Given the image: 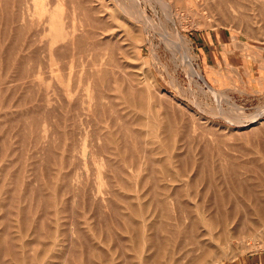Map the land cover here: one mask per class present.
I'll return each instance as SVG.
<instances>
[{
	"label": "rangeland",
	"instance_id": "1",
	"mask_svg": "<svg viewBox=\"0 0 264 264\" xmlns=\"http://www.w3.org/2000/svg\"><path fill=\"white\" fill-rule=\"evenodd\" d=\"M191 262L264 264V0H0V264Z\"/></svg>",
	"mask_w": 264,
	"mask_h": 264
},
{
	"label": "bare ground",
	"instance_id": "2",
	"mask_svg": "<svg viewBox=\"0 0 264 264\" xmlns=\"http://www.w3.org/2000/svg\"><path fill=\"white\" fill-rule=\"evenodd\" d=\"M4 1H6V0H4ZM17 1H18V0H17ZM19 1H20V0H19ZM21 1H22V0H21ZM25 1H26V0H25ZM28 1H29V0H28ZM23 2H24V1H23ZM24 4H25V2H24ZM24 4H22V6H23ZM26 5H27V4H26ZM15 6H16V5H15ZM23 8H25V7H23ZM21 9H22V8H21ZM249 179H250V178H249ZM204 199H205V198H204ZM202 200H203V199H202ZM203 202L205 203V201H203ZM201 203H202V202H201ZM200 205H201V204H200ZM205 205H206V204H205ZM202 206H203V205H202ZM209 206H210V205H209ZM203 207H205V206H203ZM200 209H201V208H200ZM203 209H204V208H203ZM206 209H208V208H206ZM201 210H202V209H201ZM202 211H203V210H202ZM202 211H201V213H202ZM198 212H199V211H198ZM205 212H207V211L205 210ZM231 212H232V211H231ZM228 214H229V213H228ZM192 215H194L193 212H192ZM192 215H191V216H192ZM230 215H232V214L230 213ZM199 216H200V214H199ZM227 216H229V215H227ZM188 217H189V216H188ZM195 217H196V216H195ZM233 217H234V216H233ZM199 218H200V217H199ZM211 218L213 219V217H211ZM234 218H235V217H234ZM212 219H211V220H212ZM231 219H232V218H230V220H231ZM189 220H190V219H189ZM233 220H234V219H233ZM233 220H232V221H233ZM228 221H229V220H228ZM232 221H231V222H232ZM195 222H196L195 220H194V221L192 220L191 225H192V223H193V226L195 225V227H196V223H197V222H196V223H195ZM200 222H201V226H200L198 229H196L197 227L195 228V227L192 226V227H193L192 230H193L194 228H195V230H196V235H193V233L195 232V230H194V232L192 231V232H193V233H192V237L190 236L191 233L189 234V237H190V238L188 237L189 239L192 238V240H193V241L190 242V244H195V245H196V249H198L199 251H200L201 249H204V247L206 246L207 241H208L209 239H210V240H211V239H215V238H214V235L212 234L213 231L210 232V230L207 228L208 225H207V223L203 220V218H201ZM171 223H172V222H171ZM171 223H169L168 225L170 226ZM189 224H190V223H189ZM222 224H223V223H222ZM168 225H166V226H168ZM197 225H198V224H197ZM224 225H225V224H224ZM169 226H168V227H169ZM198 226H199V225H198ZM171 227H173L172 224H171ZM171 227H170V228H171ZM174 227H175V226H174ZM220 227H221V226H220ZM222 227H223V226H222ZM188 228H189V226H188ZM228 228H229V227H228ZM165 229H168V228H165ZM165 229H164V230H165ZM171 229L173 230V228H171ZM190 229H191V228H190ZM221 229H222V228H221ZM225 229H226V228H225ZM174 230H175V229H174ZM222 230H223V229H222ZM167 231H169V229H168ZM176 231H177V230H175L174 232H176ZM180 231H181V230H180ZM182 231H183V230H182ZM172 232H173V231H172ZM172 232H171V234H172ZM177 232H178V231H177ZM184 232H185V231H184ZM186 232H187V230H186ZM169 233H170V231L168 232V234H169ZM188 233H189V232H188ZM186 234H187V233H186ZM223 234H224V232H223ZM173 235H174V234H173ZM173 235H172V237H173ZM215 235H216V234H215ZM168 236H169V235H168ZM185 236H187V235H185ZM161 237H162V236H161ZM181 237H182V236H181ZM173 238H174V237H173ZM185 238H186V237H185ZM161 239H162V238H161ZM161 239H160V240H161ZM164 239L166 240L167 238H164ZM176 239H177V238H176ZM183 239H184V238H183ZM189 239H187V240H189ZM167 240L169 241V240H170V237H168ZM163 241H164V240H163ZM185 241H186V240H185ZM178 242H179V240H178ZM182 242H183V241H182ZM212 242H213V241H212ZM159 243H160V242H159ZM174 243H175V242H174ZM186 243H187V242H186ZM160 244H162V241H161ZM164 244H165V243H163L162 245H164ZM179 244H180V243H179ZM190 244H189V245H190ZM214 244H215V243H214ZM138 245H139V244H138ZM162 245H161V246H162ZM168 245H169V244H168ZM170 245H171V244H170ZM183 245H184V244H183ZM204 245H205V246H204ZM158 246H159V245H158ZM161 246H159V247H161ZM165 246H167V244L164 245V247H165ZM186 246H187V244H186ZM202 246H204V247L202 248ZM208 246H210V245H209V242H208ZM212 246H214V245L212 244ZM137 247H138V246H137ZM206 247H207V246H206ZM206 247H205V252H204V250H203L204 253H206V252L208 251ZM210 247H211V246H210ZM210 247H209V249H210ZM170 248H171V247H170ZM170 248H169V250H170ZM173 248H174V246H173ZM176 248H177V247H176ZM176 248H175V249H176ZM179 248H180V247H179ZM194 248H195V247H194ZM136 249H137V248H136ZM161 249H162V248H161ZM165 249H166V248H165ZM159 250H160V249H159ZM166 250H167V249H166ZM180 250H184V249H180ZM188 250H189V248H188ZM178 251H179V249H178ZM196 251H197V250H196ZM196 251H195V253H196ZM201 251H202V250H201ZM201 251H200V254H201V255H199V256H198V255H195V256H197V257H195V256L192 257V256H191V257H192V258H191V259H192V262H194L193 260H195V261H198L197 263H202V261L204 260L205 257L203 256L204 254H202L203 252L201 253ZM122 252H123V251H122ZM179 252H180V251H179ZM183 252H184V251H183ZM183 252H182V253H183ZM188 252H189V251H188ZM193 252H194V250H193V247H192V249L190 250V252H189L188 254H192ZM171 253H172V255H173L172 250H171ZM176 253L178 254V252H176ZM176 253H175V255H176ZM182 253H181V254H182ZM195 253H194V254H195ZM189 257H190V256H189ZM167 258H168V257H167ZM172 258H173V257H171L170 259L172 260ZM168 259H169V258H168ZM170 259H169V260H170ZM173 259H175V261H176V257L173 258ZM177 259H178V258H177ZM170 262H171V261H170ZM192 262H191V264H192ZM193 264H195V263H193Z\"/></svg>",
	"mask_w": 264,
	"mask_h": 264
}]
</instances>
